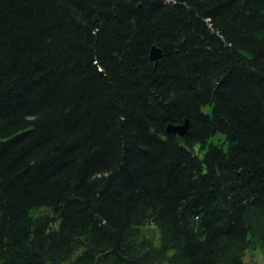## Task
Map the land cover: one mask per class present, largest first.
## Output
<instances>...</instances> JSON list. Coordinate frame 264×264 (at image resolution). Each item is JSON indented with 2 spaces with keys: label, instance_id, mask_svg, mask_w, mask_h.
Segmentation results:
<instances>
[{
  "label": "trees",
  "instance_id": "obj_1",
  "mask_svg": "<svg viewBox=\"0 0 264 264\" xmlns=\"http://www.w3.org/2000/svg\"><path fill=\"white\" fill-rule=\"evenodd\" d=\"M258 247L264 0H0V264Z\"/></svg>",
  "mask_w": 264,
  "mask_h": 264
},
{
  "label": "rangeland",
  "instance_id": "obj_2",
  "mask_svg": "<svg viewBox=\"0 0 264 264\" xmlns=\"http://www.w3.org/2000/svg\"><path fill=\"white\" fill-rule=\"evenodd\" d=\"M142 236L150 239L155 245H160V232L155 224H147L141 228ZM246 264H264V248L249 249L245 256Z\"/></svg>",
  "mask_w": 264,
  "mask_h": 264
},
{
  "label": "water",
  "instance_id": "obj_3",
  "mask_svg": "<svg viewBox=\"0 0 264 264\" xmlns=\"http://www.w3.org/2000/svg\"><path fill=\"white\" fill-rule=\"evenodd\" d=\"M161 57H162V50L157 46H153L151 49V58L154 61H158ZM188 126H189L188 120L184 124H177V125L169 124L167 126V133L178 134L180 136H183L186 134L188 130ZM195 149L197 148L195 147Z\"/></svg>",
  "mask_w": 264,
  "mask_h": 264
}]
</instances>
